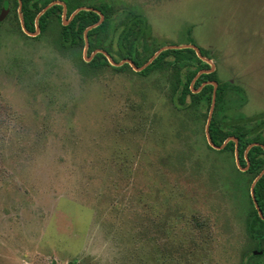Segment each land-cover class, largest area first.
I'll return each mask as SVG.
<instances>
[{"label": "rangeland", "instance_id": "rangeland-1", "mask_svg": "<svg viewBox=\"0 0 264 264\" xmlns=\"http://www.w3.org/2000/svg\"><path fill=\"white\" fill-rule=\"evenodd\" d=\"M82 1L108 4L118 24L145 17L151 49L207 51L225 87L220 117L264 114V0ZM11 9L0 25V264H245L259 252L243 168L209 149L207 122L179 126L163 74L87 77L57 51L58 28L21 37Z\"/></svg>", "mask_w": 264, "mask_h": 264}, {"label": "trees", "instance_id": "trees-1", "mask_svg": "<svg viewBox=\"0 0 264 264\" xmlns=\"http://www.w3.org/2000/svg\"><path fill=\"white\" fill-rule=\"evenodd\" d=\"M21 1L22 6L20 7L19 0H0V7L11 6L13 2L14 7L20 9L26 30L31 32L34 31L35 24L43 34L49 28H58L61 47H56L57 51L62 55H72L85 76H97L108 69L121 73H133L142 78H148L155 73L163 74L170 84L168 99L173 108L180 113L179 126L182 128L192 122H203V124L207 122L208 124L215 90L212 82H216L218 89L209 126V136L217 147H222L225 143L226 145L222 150L216 151L209 144V149L233 158H237L238 155L239 165L247 171L242 172L236 168L235 177L242 181L251 192L252 185L264 171V114L236 121L220 117L219 112L225 95V87L216 71L206 72L212 69L211 65L201 59L194 49L165 50L146 69L137 73L129 64L113 67L109 61L110 58L116 63L129 60L141 68L159 51L160 48H150L152 28L145 17L130 13L118 24L116 18L118 12L105 3L96 9L86 8L80 11L73 17L69 26H63L60 24L63 7L53 6L39 17L42 8L38 0ZM78 7H80L78 3L74 4L69 14L73 10L80 9ZM98 12L106 18L102 23ZM90 27L93 28L86 34ZM86 35L89 55L100 51L90 62H86L82 57V52L86 48ZM114 44L117 46L113 47ZM190 44L196 45L194 41ZM200 52L204 58L209 55L203 49H200ZM182 113L190 120L184 121ZM231 138L237 141L230 140ZM255 196L264 215V175L256 183ZM249 203L246 228L251 236L253 247L261 254L255 255L254 252H249L245 257V264H248L246 261L250 259L254 260L253 264H262L261 260H264V220L260 217L250 194ZM204 221L199 217L193 219L194 225L201 230L206 227Z\"/></svg>", "mask_w": 264, "mask_h": 264}, {"label": "water", "instance_id": "water-1", "mask_svg": "<svg viewBox=\"0 0 264 264\" xmlns=\"http://www.w3.org/2000/svg\"><path fill=\"white\" fill-rule=\"evenodd\" d=\"M20 1V7L22 6V1L21 0H19ZM55 4H58V3H54V4H52V5H50L47 9H49L50 7H52V6H54ZM60 4V3H59ZM46 9V10H47ZM20 10V9H19ZM46 10H44L40 15H39V17L46 11ZM82 10H86V8H80V9H78L75 13H74V15H73V17L76 15V14H78L80 11H82ZM88 10H91V9H88ZM7 13H8V11H4V14L0 17V22H2L3 20H4V18L6 17V15H7ZM20 19H21V21H22V24H23V28L26 30V28H25V24H24V21H23V17H22V15H21V13H20ZM102 19H103V17H102ZM102 21V20H101ZM97 26V25H96ZM95 27V26H94ZM38 28V32L36 33V34H34L33 36H37L38 34H39V27H37ZM93 27H90L88 30H87V32H86V34L88 33V31L90 30V29H92ZM88 48H89V43H88V38H87V35H86V48H85V53H86V55H87V53H88ZM188 48H192V49H194L196 52H197V54H198V56L201 58V59H203L204 61H206L205 59L206 58H204L203 56H202V54H201V52H200V49L197 47V46H195V45H189V46H185V47H183V46H169V47H164V48H162V49H160L155 55H154V57H152V59H150V61L145 65V66H143V67H141V68H138L132 61H129V60H125V61H122V62H120V63H116V62H114L111 58H110V63L112 64V66H114V67H121V66H123L124 64H129L133 69H134V71H136V72H141V71H143L144 69H146L153 61H154V59L156 58V57H158L159 56V54L160 53H162L163 51H165V50H169V49H188ZM100 51H96V52H94L93 54H92V56L91 57H86L85 56V61L86 62H90V61H92V59L95 57V55L97 54V53H99ZM207 62V61H206ZM212 67V69L210 70V71H206V72H208V73H212V72H214L215 71V67L214 66H211ZM203 73V72H202ZM201 73V74H202ZM212 84L215 86V90H214V100H213V105H212V110H211V113H210V117H209V120H208V124H207V128H206V132H207V137H208V140H209V144H210V146L212 147V148H214V149H216V150H222L224 147H225V145H226V143L222 146V147H217L216 145H214L213 144V142L211 141V139H210V136H209V126H210V122H211V118H212V114H213V111H214V108H215V103H216V95H217V89H218V84L216 83V82H212ZM230 140H234V141H237L235 138H231ZM229 141V140H228ZM227 141V142H228ZM237 160H238V163H239V157H238V155H237ZM243 171L245 172V171H247V169H243ZM264 175V171L262 172V174L256 179V181L254 182V184L252 185V188H251V196H252V200L254 201V204H255V207H256V209H257V211L259 212V215H260V217L264 220V215H263V213H262V211H261V209H260V207H259V205H258V202H257V200H256V196H255V186H256V183L258 182V180L262 177ZM255 255H259V254H261L260 252H255L254 253Z\"/></svg>", "mask_w": 264, "mask_h": 264}, {"label": "flooded vegetation", "instance_id": "flooded-vegetation-1", "mask_svg": "<svg viewBox=\"0 0 264 264\" xmlns=\"http://www.w3.org/2000/svg\"><path fill=\"white\" fill-rule=\"evenodd\" d=\"M38 1H39V4H40L41 8H42L40 14L44 10H46L50 5H52L54 3H58V4H55L54 6H61V7H63V11L61 13V22H60V24H62L63 26H69L72 23V21H73V15L76 12V10H73L70 14H69V11L71 9H73L74 4L78 3L79 6H80L78 8L96 9L98 6H100L101 4L104 3V2H102L100 4L99 3L98 4H93V3H86L85 1H82V0H38ZM52 7H50V8H52ZM15 8H19V7H15ZM50 8L47 9L44 13H47L50 10ZM4 11H8V13L6 15V17H7L11 13V11H12L11 6H8L7 5V6H4V7H0V17L4 14ZM98 13H99V15L101 17V20H102L101 23L104 22L105 19H106L105 16L102 13H100V12H98ZM17 17H18V21L20 22L19 32H21V35H20L21 37H25V38L27 37V38H31L33 40H36V39H41V37L44 36V34H43V32L41 31L40 28H39V34L37 36H33L34 34H36L38 32V28H37L38 26L35 24V29H34L33 32H31L29 30H25L23 28V24H22V21L20 19V14H17ZM102 17H103V19H102ZM36 18H38V17H36ZM2 22H0V25L2 24ZM4 36L5 37L8 36L7 33H1L0 32V41H4L5 40L4 39L5 38Z\"/></svg>", "mask_w": 264, "mask_h": 264}]
</instances>
